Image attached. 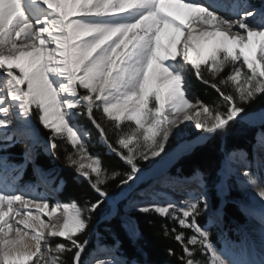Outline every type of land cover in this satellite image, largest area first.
I'll use <instances>...</instances> for the list:
<instances>
[{
  "label": "snow or ice",
  "instance_id": "1",
  "mask_svg": "<svg viewBox=\"0 0 264 264\" xmlns=\"http://www.w3.org/2000/svg\"><path fill=\"white\" fill-rule=\"evenodd\" d=\"M192 77L216 97L202 99ZM258 97H264V7L250 0H0V152L15 143L25 148L21 164L0 156V264H129L118 237L106 244L99 228L119 215L121 204L168 222L162 234L180 245L179 255L168 249L178 264H264L247 237L214 244L210 229L222 212L198 191L206 187L202 173L188 178L195 187L186 199L161 203L142 167L244 124L258 128L253 160L246 150H230L223 169L234 173L232 165L243 164L242 183L264 201V183L252 171L257 150H264V110L245 107ZM33 117L48 131L46 143ZM80 118L124 169L107 167L91 151ZM190 126L195 136L184 139ZM171 139L178 141L172 153ZM37 150L54 159L63 152L64 165L91 190L82 202L58 198L66 182L55 169L41 170L43 194L41 185L19 183ZM116 180L119 191L110 194ZM121 226L139 237L134 217ZM92 237L98 242L85 258Z\"/></svg>",
  "mask_w": 264,
  "mask_h": 264
},
{
  "label": "trees",
  "instance_id": "2",
  "mask_svg": "<svg viewBox=\"0 0 264 264\" xmlns=\"http://www.w3.org/2000/svg\"><path fill=\"white\" fill-rule=\"evenodd\" d=\"M195 92L205 101H210L216 97V93L208 88L205 85L195 84ZM246 110H258L264 108V97H258L255 99L251 105H246ZM35 122V117H33ZM80 123L86 126L91 133V151L99 152L105 161V165L109 168L117 167L124 169L125 166L122 162L119 161L114 155H107L106 149L98 143V133L84 118H80ZM36 128L40 136L47 141L48 131L45 130L38 122H35ZM255 129L248 127L244 124H237L231 130L230 134L226 137H219L216 139H211L207 143H203L199 146H196L190 153L181 157L177 162L175 167H178L179 172L183 175H190L195 171H199L203 174L205 183L212 188L219 179V171L221 168L222 160L224 155L230 150L243 149L247 152L250 150V146L253 142ZM195 136V132H190L191 139ZM206 144V145H205ZM174 141H171L167 146L168 150L172 149ZM69 150H71L69 148ZM37 155V163L40 167L50 170L55 169V173L58 174V178H62L66 183L63 187V190L59 194V199L62 202H68L70 199H77L83 201V193L89 192L90 189L88 185L83 180H79L74 173V171L66 167L63 163V152L59 153L60 159H54L51 155H46L42 151H39ZM22 155V148L20 145L14 144L8 148V156L12 157V162L20 163ZM152 162H144L142 167L146 170L149 168ZM25 178H32L31 172L27 167L25 169ZM118 180L111 181L109 183L108 190L110 194H114L119 191L116 187ZM229 186H232V183H229ZM93 198L95 194L92 193ZM240 197L237 192L232 191L228 198L221 203L219 198L214 194V191H211V199L215 202L217 206L222 204L224 212V224L227 227L226 231L229 235H232V230L234 229V223L244 222V218L239 211L235 199ZM122 205V204H121ZM122 206H120V213L117 215L110 224H100V232L103 234V242L106 244L113 243V237H118L120 241V250L124 257L128 261H135L138 264H178L177 257L169 255L168 249H173L177 255L181 253V247L174 239L169 236L165 238L162 234L161 225L168 223L166 220L155 214H142L137 211H131L128 213V216L134 217L136 225L139 230V237L137 241L131 240L128 236L125 228L122 227ZM107 205L101 212H107ZM100 217L98 213L94 219L93 224H96L97 220ZM201 224L205 223V220L201 219ZM230 222L231 227H228ZM169 227H172L169 224ZM105 228H109L110 231H105ZM235 236V234H233ZM97 243L96 237H92V242L89 245L87 252H90L93 249L94 243ZM70 258V257H69Z\"/></svg>",
  "mask_w": 264,
  "mask_h": 264
},
{
  "label": "rangeland",
  "instance_id": "3",
  "mask_svg": "<svg viewBox=\"0 0 264 264\" xmlns=\"http://www.w3.org/2000/svg\"><path fill=\"white\" fill-rule=\"evenodd\" d=\"M196 82L197 83H199L198 81H196L195 80V78L194 77H192V83H193V85H194V89H195V84H196ZM200 84V83H199ZM34 121V120H33ZM35 123V122H34ZM181 127L183 128L184 126L183 125H181ZM252 128H254V127H252ZM255 129V128H254ZM258 130V128H256V130H255V132ZM191 131H193V132H195L194 131V129L190 126V127H188V128H185L184 129V133H183V138L184 139H188V137L190 136V132ZM35 132H36V134L39 136V134H38V131H37V129H36V126H35ZM254 132V133H255ZM40 137V136H39ZM190 138V137H189ZM171 141H174V145H173V147H172V149L176 146V144L178 143V141L176 140V139H171L170 140V142ZM44 142L46 143L47 141H45L44 140ZM0 143H3V141L2 140H0ZM255 143V141H254V138H253V143H252V145H251V147H250V152H252V149H253V144ZM15 144H19L21 147H22V154L24 153V151H25V148H24V145L23 144H21V143H15ZM170 144V143H169ZM202 143H199V144H197L196 146H199V145H201ZM195 146V147H196ZM194 147V148H195ZM193 148V149H194ZM172 149H170V150H168L169 152L172 150ZM192 149V150H193ZM191 150V151H192ZM191 151H189V152H187L186 154H183L181 157H183V156H185V155H187L188 153H190ZM250 152H248V153H250ZM1 153V155L0 156H3V155H8V150H7V152L5 153V152H0ZM227 154V153H226ZM180 157V158H181ZM226 157V156H225ZM225 157L223 158V162H222V165H221V169H220V171H219V179H218V181L216 182V184H215V186H213L212 187V190L214 191V194H216V196H218V198L220 199V200H226L227 198H228V196H229V194L232 192V191H234V192H237L238 194H239V196L240 197H238V199H236L235 200V202H236V204H237V207L239 208V210H240V212L242 213V215H243V218H244V223L243 224H234V227H235V229H236V234H237V240H241L242 238H244V237H246V235H245V233L243 232L245 229H244V227L246 226V224L247 223H249V218H248V214H247V209H248V207L249 206H251V204H253V203H251L252 202V200H251V198L245 193V189H244V187L242 188V186L240 185V183L239 182H237V180H236V178H234V176H230V175H228V174H226V172H225V170L223 169V163H224V161H225ZM179 158V159H180ZM179 159L177 160V162L179 161ZM158 161H160V158L159 157H157V158H153V160H151V161H149V162H152L151 163V165L149 166V167H153ZM23 162V161H22ZM21 162V163H22ZM177 162L176 163H174L172 166H170L169 168H168V170H167V175H163V177H161V179L162 180H164L163 182H161V181H157L156 180V182H153V181H151V180H148V183H150L151 185H152V188L151 189H149V191H154V185L156 184V183H162L163 185H168V183H167V181H170L171 182V187L170 186H168L169 188L167 189V191H170V192H172L171 194H174L176 191H182V190H189L188 188H190V187H192V182H191V180L190 179H188L189 178V176H185V175H183V174H180V172H179V169H178V167H175L176 165H177ZM253 167V166H252ZM23 170L24 169H21L20 170V173H19V180H21V181H23V179H24V173H23ZM34 170V168L33 167H30V171H31V173H32V171ZM47 172V171H46ZM224 172H225V175H224ZM53 175H57L55 172L53 173ZM177 176V178L175 179V177L174 176ZM32 177H33V180H27V181H25L24 182V185H29V186H31V185H40V184H38L36 181H35V179H34V175H33V173H32ZM165 177V178H164ZM166 180V181H165ZM31 182H32V184H31ZM177 182V183H176ZM232 183V186L230 187L229 186V183ZM35 183V184H34ZM239 183V184H238ZM192 184V185H191ZM42 185V184H41ZM188 185H189V187H188ZM142 187H144L145 185H141ZM183 187H185V188H183ZM188 187V188H187ZM158 188H160V187H158ZM175 188V189H174ZM174 190H176V191H174ZM198 191H201L200 189H198ZM42 193V192H41ZM160 194V193H159ZM184 196V197H183ZM186 196L187 195H181L179 198H178V200L176 201V202H180V201H182V200H184V199H186ZM165 198V199H164ZM172 197H169V196H162V194H160V202L161 203H163L165 200H168V199H171ZM122 206V212H123V214L121 215V218H122V221H124L127 217H129L128 216V213H129V211H127V210H125V208H124V206H123V204L121 205ZM251 209H252V207H251ZM220 210V209H219ZM221 212H222V210H220ZM223 215V214H222ZM135 221V220H134ZM136 223V222H135ZM229 224V226H231L230 225V222L228 223ZM125 227H127V225H125ZM124 227V228H125ZM211 232H212V240H213V242H214V244L218 247V248H221V247H223L224 246V243H225V238H227V236H226V234H225V231H224V229H221V227H220V220H218L217 221V224H214L212 227H211ZM127 234H128V232H127ZM129 236V235H128ZM138 239V238H137ZM137 239H131V240H134L135 242L137 241ZM228 239V238H227ZM94 244H96V242L94 243ZM92 251V250H91ZM90 251V252H91ZM88 253L89 252H87V253H85V258H87V256H88ZM264 255V254H263ZM129 264H132V262H130Z\"/></svg>",
  "mask_w": 264,
  "mask_h": 264
},
{
  "label": "bare ground",
  "instance_id": "4",
  "mask_svg": "<svg viewBox=\"0 0 264 264\" xmlns=\"http://www.w3.org/2000/svg\"><path fill=\"white\" fill-rule=\"evenodd\" d=\"M262 3L263 2L260 1L259 3H256V4H262ZM255 130H256V128H255ZM170 153H172V150L170 151ZM256 154L260 157V160H259V164H257V162H255V161H253L252 171L255 174H257L261 178L262 183H264V150H257ZM182 155L177 156L175 153H173L169 157H166L163 161H158L153 167H149L148 169H146V179L151 180L153 182H156V180L157 181H163L161 179V177H163V175L166 174L168 168L170 166H172L174 163H176L177 160ZM248 159L250 161L253 160V149H252V152L248 153ZM232 167L235 169V172L234 173H227L225 171L226 174H228L230 176L232 175V176H234V178H236L237 182L240 183L242 188L244 187L245 193L251 198V200H252L251 203H253L247 209L249 223L246 224V226L244 227L245 230L243 232L245 233L246 237L248 238L250 252L253 254L255 259L259 260L261 258H264V255H263L264 254V216L257 215L256 213L264 212V201H262L259 198V196L257 194V192H258L257 188L246 186L245 184L242 183V181H244V177L242 176V172L244 171V165L237 163V164H233ZM225 172H224V175H225ZM167 183L170 184V181H167ZM31 184H32V182H31ZM158 185L159 184H155L154 187H157ZM168 186H170V185H165V186L161 185V186H159L160 188H154V191H157L161 194L163 193L162 196L164 195V196L172 197L171 199H168V200L177 201L181 195H187V193L195 187V185H192V187L188 188L189 187V185H188L187 188L189 190H182V191L174 190L176 192L174 194H171L172 192L166 190V189H168L167 188ZM183 188H185V187H183ZM39 191L42 192V194H43V193H45V188L43 187ZM251 207H252V209H251ZM134 223H135V221H134ZM135 225H136V223H135Z\"/></svg>",
  "mask_w": 264,
  "mask_h": 264
}]
</instances>
